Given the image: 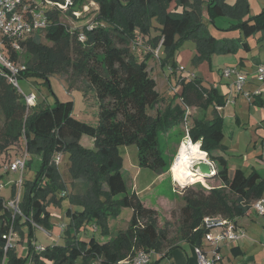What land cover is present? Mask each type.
Wrapping results in <instances>:
<instances>
[{"label": "trees", "instance_id": "obj_1", "mask_svg": "<svg viewBox=\"0 0 264 264\" xmlns=\"http://www.w3.org/2000/svg\"><path fill=\"white\" fill-rule=\"evenodd\" d=\"M94 1L99 7L83 28L62 21V14L51 9L52 23L44 30L51 45L42 41L43 31L35 32L21 40L26 62L20 61L26 64L21 77L36 76L42 78L43 83L50 84V75L58 73L67 75L70 88H74L77 81L88 83L90 93L96 95L98 101L97 124L75 117L72 100L58 99L53 106L47 107L29 106L17 87L0 73L5 146L23 138L28 153L35 151L43 156L36 179L25 184L19 204L21 213L14 215L0 194V264H46L47 260L52 264H119L138 248L162 252L170 241L169 229L158 228V210L146 206L136 191L129 190L122 173L123 156L119 147L134 143L141 167L151 168L158 175L167 171L171 163L168 164L161 148L160 133L184 122L185 106L188 105H197L205 111L194 117L189 135L193 143L201 142L200 148L216 163V176L224 185L208 191L202 187H185L187 189L182 194L184 204L179 213L180 237L203 246L205 216L222 214L235 218L246 213L254 200L264 196V172L253 169L246 173L238 168L231 174L228 159L220 153L226 149L223 143L224 120L215 107L224 105L226 100L219 90L204 87L199 76L182 79V90L174 98L180 96L183 106L174 105L172 101L163 109L159 108L162 97L147 64L153 53L139 52L136 45L140 34L151 35L154 22H157L159 33L151 36L149 41L152 48L162 43L165 53L161 58L163 67L169 66L172 72L178 70V49L189 39L197 42L198 53L193 63L211 62L215 53H236L240 48L250 50L247 39L258 33L261 34L258 39L264 41V7L252 14L249 0H236L234 4L225 0ZM83 2L76 0V7L80 8ZM172 3L182 5L183 10H170ZM204 3L211 21L215 23L216 16L231 17L234 22L230 30H239L240 35L215 37L203 22ZM7 46L10 57L19 60L22 51L11 49L9 42ZM81 90L88 100L89 90ZM210 107H213L212 118L206 114ZM153 109L156 114L150 112ZM182 134L184 139L187 133ZM83 135L94 138L93 148L81 144ZM59 152L70 153V192L59 165L54 161ZM198 180L206 184L202 177H190L186 185ZM13 189L15 194L16 185ZM63 190L68 193L58 198ZM63 199L81 206V209L67 211L71 222L64 230L66 241L64 244L43 245L44 248L38 251L33 225L52 228L48 206ZM123 206L133 209L127 229L120 230L105 242L96 236L79 237V229L94 222L101 226L102 236H110L109 219L116 217ZM24 226L28 230V250L25 256H21L16 246L6 248L7 239L3 235L13 227L18 235L25 237Z\"/></svg>", "mask_w": 264, "mask_h": 264}, {"label": "crops", "instance_id": "obj_2", "mask_svg": "<svg viewBox=\"0 0 264 264\" xmlns=\"http://www.w3.org/2000/svg\"><path fill=\"white\" fill-rule=\"evenodd\" d=\"M193 1V0H192ZM201 1H207V0H201ZM229 4H234L236 0H225ZM250 2V0H249ZM93 4L97 5L96 1L92 0ZM251 5V2H250ZM262 5H264V0H262ZM98 6L95 8L97 9ZM170 10L173 11H182L183 6L178 5L176 6L175 3H172ZM203 11V22L204 24L210 29V25L208 22L206 23L205 16H208V9L207 4L204 3L202 6ZM252 13V11H251ZM253 14V13H252ZM233 20V19H232ZM234 22V21H233ZM233 22H228L227 27H230ZM216 23V20H215ZM155 27L152 29L151 35L148 34H140L139 38L142 41V48L141 51H150L153 54L151 57L147 60L148 64V70L149 73L151 72V60L155 59V67H157V71L161 72V82L160 87L162 89L158 88L159 83L157 82V90L161 94V101L159 102L158 106L159 108L163 109L167 104L173 101V104H182V98L180 96H177L174 98L176 93H180L182 90V79L190 80L194 76H199L202 78L203 82L202 85L206 88L215 87L219 90L220 94L223 95L226 102L224 105H217L215 108L217 110V113L220 114L223 117L224 120V132L225 137L223 139V143L225 144L226 149L220 150V153L223 154L229 162V166L231 163V160L236 158L237 160H243L241 164H237L236 169L242 168L246 173L248 171H252L253 169H256V162H261L263 164L264 168V116L258 117L255 116V111L258 107L264 108V81L257 80L255 77V71L257 70L258 66L262 63H264V41H260L258 38L260 37V33L256 34L255 36L249 37L247 40L250 44V50L240 48L238 52L234 53L236 65L241 67L244 71L248 73V81L244 85V89L247 92H250L252 94V99L248 100L244 96L243 93L238 92L236 89V85L233 83L230 79H223V77H220L219 80H216L215 78H212L211 74H202L200 71L201 67L204 65V62H207L209 71L213 70L211 69L212 61L209 62L208 60H203L200 62V65L195 69L192 65V59L195 57V55L198 53V50L196 49L197 44L191 45L190 50L188 52L185 51V56L189 58V62H185L183 64L180 61V54L177 53V61H178V70L169 69V71H165L166 67L162 66L161 58L164 56V47L161 45L159 50L156 51V49L159 47L160 43L157 45L156 48L151 47V42L149 41L151 36L157 35L159 33L158 28L160 25L157 22H154ZM226 28H221L223 32H226L228 30H225ZM213 34V32L211 31ZM240 35L239 33H231V34H223V36H219L217 38H230V37H238ZM215 36V35H214ZM216 37V36H215ZM185 44V42H184ZM151 49V50H150ZM230 54V53H227ZM227 54H220V55H227ZM214 55V54H213ZM217 55V53H215ZM189 65L190 69L195 71L197 74L194 76H190L189 73H187V65ZM191 63V65H190ZM153 65V64H152ZM154 66V65H153ZM184 69L183 73L181 74V70ZM189 69V70H190ZM152 76V75H151ZM225 78V77H224ZM170 86V87H169ZM172 87L175 88V90L172 89ZM83 99L87 100V98L83 94ZM228 99L233 100V103L237 104L238 107H234V115H235V128L238 130H243L245 133V137L247 139L246 141V149L241 151L239 149L240 141L237 137V130H232V128L228 132V137L231 138L230 141H226L227 133L225 131V122H226V116L223 113L224 108L230 103ZM161 103H165L164 107L160 106ZM185 106V105H184ZM191 109V117H190V126L194 122V117L200 116L204 114V110L200 108L197 105H188ZM186 108V106H185ZM156 111V109H155ZM195 112H197L196 115ZM153 114V113H152ZM156 114V113H155ZM206 114L209 118L213 117V107H210L206 110ZM254 115V116H253ZM256 117V118H255ZM179 124L174 125L172 128H170L166 132H161L165 135L167 138L165 149L163 150L167 152L168 155H170V158L173 159L179 150L181 142L184 140L182 137L183 130L181 128H178ZM234 128V126H233ZM174 132V133H173ZM160 133V135H161ZM89 143L87 144L86 142ZM81 144L88 148L94 147V138L91 137H85L83 135L81 137ZM93 142V143H92ZM161 142V141H160ZM200 142V141H198ZM17 143V142H16ZM92 145V146H91ZM25 146V145H24ZM14 148L16 146H13ZM120 148V147H119ZM18 152L14 151L11 156V160L15 159L18 154ZM207 153V152H206ZM69 153L64 152V155L62 156L64 159L66 158V155L68 156ZM122 155V154H121ZM137 156H138V148H137ZM165 156V153H164ZM208 156V154H207ZM250 156V157H249ZM166 158V157H165ZM209 159V158H208ZM210 160V159H209ZM211 161V160H210ZM69 160L66 165V171L65 175H69L68 173V166H69ZM212 166L217 170L216 163L211 161ZM63 164V160L60 161L59 169L61 170V166ZM171 165V164H170ZM138 162L137 171L141 173L147 174V180L143 183H140L138 180V177L136 176L133 179V184L131 187V191H136L138 195L143 200V197L145 195H148L149 193L153 192L156 187L159 186V184L166 179L168 176H173L171 172V166L170 168L163 172L162 174H157L154 170L148 167H141ZM124 157H123V168L122 173L124 174ZM258 170V169H257ZM62 171V170H61ZM249 172V173H250ZM261 172V171H260ZM264 172V171H263ZM63 173V172H62ZM63 176L64 179L67 176ZM174 177V176H173ZM67 179V178H66ZM69 180V179H68ZM67 182V180H65ZM174 182V179L173 181ZM128 186V184H127ZM14 187V186H13ZM129 187V186H128ZM67 189L68 191H72V188L67 183ZM68 193L67 191L63 190L60 192L57 197L65 196V194ZM160 199L164 198L163 195H160L158 197ZM166 198V197H165ZM259 199H264V196H262ZM258 200V199H257ZM256 200H254L251 204V207L248 209V211L242 215H238L235 217V220L241 228L245 230V235L242 236L238 241L234 243H221L219 247V252L222 255V259L218 261L217 264H264V214L259 213L256 208L254 207V203ZM144 202V200H143ZM55 205L56 210L58 211L59 218H61V227L63 230L67 227V225L71 222V218L68 216V209L77 210L81 209V206L72 204L69 199H63L59 202H51V204ZM147 203V202H146ZM145 204V202H144ZM146 205V204H145ZM147 206V205H146ZM148 207L155 208L152 204H149ZM48 209L50 213L52 212V209L50 206H48ZM113 219H110V224H113ZM51 230H47V239L45 244H59L61 242L62 238L57 237L56 232V225L52 226L50 228ZM96 229V228H95ZM24 230L27 231V227L24 226ZM112 232V229H111ZM25 233V238L28 241V238ZM60 236V235H59ZM20 237V236H19ZM112 237V234L110 236H102L99 238V240L105 242L109 240ZM24 237H22L23 239ZM36 240V238H34ZM19 241V239H18ZM26 241V240H25ZM37 241V240H36ZM101 241V242H102ZM25 243V242H24ZM27 243L23 247V255L27 254ZM203 246L208 251L212 246L203 238L202 240ZM18 245V244H17ZM172 245H174L172 247ZM195 244L191 242L188 239L185 238H178L173 244H168L163 251H158L153 249V253L151 255V263L150 264H197L198 257L195 251ZM18 247V246H16ZM172 247V248H171ZM170 249V250H168ZM137 250V249H136ZM136 250L134 251V254L136 253ZM167 251H169L167 254H165ZM133 254V255H134ZM132 255V256H133ZM131 257V256H130ZM49 262V261H48ZM51 263V262H49Z\"/></svg>", "mask_w": 264, "mask_h": 264}, {"label": "rangeland", "instance_id": "obj_3", "mask_svg": "<svg viewBox=\"0 0 264 264\" xmlns=\"http://www.w3.org/2000/svg\"><path fill=\"white\" fill-rule=\"evenodd\" d=\"M92 0H84L80 8L82 6L87 5L88 6V12L84 13V18L77 19V18H72L69 19L65 17L62 14V21L68 22L71 25L74 26H79L80 28H83L85 25H87L92 19L93 15L92 13L96 11V7H99V4L97 5L91 3ZM251 2V11L253 14H256L262 10L264 5H262V0H250ZM87 11V10H86ZM206 23L210 25L211 31L213 32V35L216 37L223 36V34H231V33H239V30H230V27H227L230 25V22H233L231 17L227 16H216L215 20L216 23L211 21L209 15L205 16ZM229 22V25H228ZM221 28H226L228 31L223 32ZM42 35V41L46 44L51 45V42L48 41L45 37V32H41ZM197 42L193 39H189L185 41V44H182L179 49H178V55L180 54V61L183 64L185 62H189V58L185 56V51L188 52L190 50L191 45L196 44ZM197 47V46H196ZM197 49V48H196ZM25 50H23L20 55H19V60L25 61ZM235 56L234 53H230L227 55H213L211 58L212 61V66L211 69L212 71H209L208 64L207 62H204L203 66L201 67L200 71L202 74H211L212 78H215L216 80H219L220 77H223V79H230L233 81V83L236 81L237 77L235 74H232L231 76L227 77L224 76L223 70L228 67H234L236 65L235 61ZM155 62L156 60L153 59L151 60V72L150 75H152L157 82L159 83L158 88L162 89L160 87V82H161V72L157 71V67H155ZM186 63V65H187ZM154 66H153V65ZM191 65V63H190ZM200 65L199 63H193L192 59V67L197 69V67ZM169 66H166L165 71H169ZM189 65H187V73H189L190 76H194L197 74L195 71L190 69ZM181 70V74L183 73L184 69H179ZM245 73L248 75V73L245 71ZM173 74V72L171 73ZM225 77V78H224ZM50 84L49 83H43V79L40 77L36 76H30V77H21L19 79L20 87L23 92L25 93H30V92H35L38 96L37 104L39 106L41 105L42 107H47V106H53L58 99L67 101V100H72L74 101V110H73V115L77 117L78 119L88 122L90 124H97L98 122V101L96 95L90 93L88 83L85 81H77L74 82V88H70L69 84L67 82V75L66 74H52L50 75ZM170 87V86H169ZM81 89L89 90L88 92L90 93L87 97L88 100L83 99V91ZM173 90H175L174 87H172ZM247 99L246 102H248L249 99L247 95H244ZM230 101V99H229ZM165 103H161L160 106L164 107ZM238 107L237 104L233 103V100L228 103V105L224 108L223 113L225 114L226 122H225V131L227 133L226 136V141H230L231 138L228 137V132L232 128V130H237V138L239 139L241 151L246 149V135L244 134L245 132L243 130H238L235 128V115L233 113L234 107ZM151 113L155 114L156 111L155 109L150 111ZM256 115L258 117H263L264 116V108L258 107L257 110L255 111ZM197 112H195L194 115H196ZM254 116V115H253ZM256 118V117H255ZM4 122H5V117L4 114L2 113L0 109V183L2 184V187L0 188V194L1 196L4 197L5 202L9 203L12 198H16L19 202V204L22 201V197L25 191L26 183L29 181L33 182L36 177L38 172L41 169V165L43 162V156L36 154L35 151H30L29 152V162L26 166L25 172L21 173V171H13L10 168L7 169L6 165L10 164L11 162V156L12 153L17 151L18 155H20L23 150H24V145L25 141L22 138L19 140L17 143L11 144L10 146H5V141H4ZM234 126V128H233ZM178 128H181L184 131H186V126L184 122L179 123ZM174 133V132H173ZM85 137H89L91 139V136L85 135ZM186 138V136H185ZM184 138V139H185ZM167 138L163 133L160 135V141H161V148L163 149L165 147ZM87 144L89 143L86 142ZM93 143V142H92ZM4 146V147H3ZM13 146H16L15 148ZM92 146V145H91ZM5 148V149H4ZM165 149V148H164ZM163 149V150H164ZM120 153L124 157V178L128 184L129 190L132 187L133 184V179L136 176L138 177V180L140 183H143L147 180V174L144 172L140 174V172L137 171L138 167V156H137V145L136 144H124L121 145L119 148ZM166 160L169 163H171L170 166H172L174 160L176 161V156L171 159L170 155L167 154L166 151H164ZM64 155V152H62V156ZM70 153L68 156L66 155L67 159H64L63 157L61 160H63V164L61 166V170L63 172V175H65L66 171V165L69 160ZM250 157V156H249ZM59 160V163L60 161ZM209 160V159H208ZM243 160H237L236 158L231 160L230 163V173L232 174L237 166V164H241ZM214 164V162H213ZM256 169L261 171L263 173L264 168L263 164L261 162H256ZM141 168V167H140ZM174 171V176H176V172L178 169L175 166V163L173 165V168L171 172ZM248 171L247 173H249ZM67 176L65 180H67L68 185L71 186V181H70V176ZM23 177L24 183L21 185L20 180ZM203 180L206 182V184L203 181H195L191 184H187L184 186H181L179 184L183 183L182 177L178 171V175L176 176V181L173 176H168L166 177L165 180H163L156 189L149 193L148 195H145L143 197V200L147 206L149 204H152L156 209L158 210V220L156 221V225L160 229L168 228L169 229V239L170 241L168 242L169 244H173L178 238L180 237V219H179V213H180V207L184 204V199H183V193L187 188L185 187H194L195 189H199L200 187L204 188L206 191L210 190L211 188L214 187H221L224 185L223 181L220 179L218 176L214 177H208L204 178L202 177ZM69 179V180H68ZM72 179V178H71ZM174 179V182H172ZM18 181V182H17ZM17 182V185H16ZM14 185H16V192L14 194ZM73 186H75L74 179H73ZM72 188V186H71ZM75 191V189H74ZM160 195H163L164 198L160 199ZM166 197V198H165ZM147 202V203H146ZM50 208L52 209V212L50 214V223L52 226L56 225V233L57 237L62 238L61 242L59 244H64L66 241V236H65V231L61 227V218H59L58 211L55 208V205L52 203L49 205ZM22 206H19V209L21 210ZM133 217V209L131 207L123 206L120 212L116 215V217L110 218L113 219L112 222L113 224H110V219H109V225L110 228L112 229V236L116 235L120 230L127 229L128 226L130 225V222ZM33 232L35 233V238H36V244L37 245H44L47 246L49 244L46 243L47 239V230L45 227L40 226L38 224L33 225ZM96 228V229H95ZM48 229V228H47ZM51 230V229H48ZM78 235L82 239H87L92 236H96L98 238L102 237L101 235V226L94 223H86L81 229H79ZM27 235H28V230H27ZM60 235V236H59ZM20 235H17L14 239L13 242L16 244V251L19 255H23L24 251L22 250L24 245L27 242V239L22 237ZM19 239V241H18ZM26 240V241H25ZM102 241V240H101ZM25 242V243H24ZM103 242V241H102ZM18 244V245H17ZM167 244V243H166ZM139 249V248H138ZM25 256V255H23ZM134 256V255H133ZM132 256V257H133ZM47 260L46 264H52L48 262ZM131 264V263H130Z\"/></svg>", "mask_w": 264, "mask_h": 264}, {"label": "built area", "instance_id": "obj_4", "mask_svg": "<svg viewBox=\"0 0 264 264\" xmlns=\"http://www.w3.org/2000/svg\"><path fill=\"white\" fill-rule=\"evenodd\" d=\"M76 0H0V73L4 74L8 81L17 87L18 91L24 95L26 102L29 106L37 104L38 96L35 92L25 93L22 91L19 83L22 72L26 69V64L20 60H15L8 54L7 42L10 43L11 49L17 52L24 50L21 40L27 39L35 32L44 31L52 23L49 11L58 10L65 17L72 19L80 18L84 16L85 12H88V6L84 5L82 8L76 7ZM87 10V11H86ZM90 11V10H89ZM81 38L85 36L81 34ZM136 43L139 52H141L142 41L140 38ZM162 43L156 51L159 50ZM224 76H231L235 74L237 79L234 82L238 92L246 94L250 99L252 94L244 89V85L248 81L249 77L245 71L235 65L234 67H228L223 70ZM255 77L257 80L264 81V63L260 64L255 71ZM229 101V99H228ZM185 126L188 137L190 129V117L191 109L186 106L185 113ZM62 158V152L56 153L54 161L59 164V160ZM29 159V153L26 148L15 159L11 160L10 164L6 165L7 169L13 171L25 172L27 161ZM23 177L20 180V184H23ZM18 182V181H17ZM16 182V185H17ZM2 184L0 183V188ZM7 204L13 209L14 215L21 213L19 209V202L16 198H12ZM256 210L264 214V199H258L254 203ZM202 225L205 228L204 238L212 246L208 251L202 245H196L195 251L198 257L197 264H217L222 259V255L219 252L221 243H234L244 236L245 230L238 226L235 218L227 217L222 214L207 215L203 219ZM18 235L13 227L9 232L4 234L3 237L7 239L6 248L14 247L16 244L13 239ZM37 250H42L43 245H36ZM153 249L147 250L139 248L132 257H128L120 261L119 264H150L151 255Z\"/></svg>", "mask_w": 264, "mask_h": 264}, {"label": "bare ground", "instance_id": "obj_5", "mask_svg": "<svg viewBox=\"0 0 264 264\" xmlns=\"http://www.w3.org/2000/svg\"><path fill=\"white\" fill-rule=\"evenodd\" d=\"M179 155L176 157V161L174 160L171 170L173 168V165L175 163L176 168L178 169L183 183L179 184L181 186L186 185L188 180L191 177L190 174V168L194 165L195 162L193 161H200V160H207V154L200 148L199 143H193L191 139L187 136L180 144L179 147ZM178 171L176 172V176L178 175ZM172 174L174 176V171H172ZM174 176V179L176 178ZM176 181V179H175Z\"/></svg>", "mask_w": 264, "mask_h": 264}, {"label": "water", "instance_id": "obj_6", "mask_svg": "<svg viewBox=\"0 0 264 264\" xmlns=\"http://www.w3.org/2000/svg\"><path fill=\"white\" fill-rule=\"evenodd\" d=\"M199 143L201 144V142H199ZM178 155H179V151H178L176 157ZM193 162H195V163L189 170L190 174H191V178H197V177L208 178V177H214L217 175V170L212 166V163L210 160L207 159V160H200L197 162L196 161H193Z\"/></svg>", "mask_w": 264, "mask_h": 264}]
</instances>
